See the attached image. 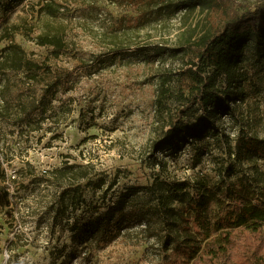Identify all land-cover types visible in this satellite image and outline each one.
Instances as JSON below:
<instances>
[{
    "label": "rangeland",
    "instance_id": "obj_1",
    "mask_svg": "<svg viewBox=\"0 0 264 264\" xmlns=\"http://www.w3.org/2000/svg\"><path fill=\"white\" fill-rule=\"evenodd\" d=\"M234 1L240 9L258 2ZM46 2L63 6L62 15L50 19L67 28L70 46L61 54L36 42L46 25L47 17H38ZM136 14L126 0H25L6 17L0 15V26L18 25L15 38L28 56L46 62L63 81L45 120L21 114L19 124L0 121V159L6 160L2 165L6 180L0 172V264L168 261L171 250L152 235L153 229L143 228L146 221H136L131 213L144 209L155 229L161 216L151 215L147 199L125 195L130 186L152 184L157 177L185 180L214 173L210 157L197 163L191 146L169 151L156 144L162 133L154 107L158 73L175 71L182 63L155 58L152 49L155 44H178L200 14H181L160 23L138 22L132 18ZM241 70L249 94L245 110L257 117L247 119L246 127L264 136V58L247 50ZM222 121L228 132H234L229 117ZM259 162L264 169V157ZM78 185L73 204L51 230L50 215L65 210L57 197L59 188ZM5 191L10 193V205L3 198ZM121 211L125 216L120 221ZM98 214L114 229L102 247L88 231L90 218Z\"/></svg>",
    "mask_w": 264,
    "mask_h": 264
},
{
    "label": "trees",
    "instance_id": "obj_2",
    "mask_svg": "<svg viewBox=\"0 0 264 264\" xmlns=\"http://www.w3.org/2000/svg\"><path fill=\"white\" fill-rule=\"evenodd\" d=\"M126 1L136 11L132 18L138 22L160 23L181 14H200L199 22L188 28L178 44H155L152 49L155 58L170 57L182 63L175 71L158 73L154 107L162 133L156 144L169 151L189 145L197 163L207 156L215 163L213 174L185 180L157 177L152 184L130 186L125 197L147 199L151 215L161 216V221L159 228H153L144 209L131 217L146 221L145 230L157 231L159 235H152L171 250L166 264H264V169L259 162L264 157V136L246 127L247 119L257 117L245 110L249 94L241 70L247 50L264 58V0L245 9L237 7L234 0ZM24 2L0 0V15L6 17ZM62 7L52 2L40 7L38 17L44 14L47 19L36 35L37 44L59 54L70 46L67 28L65 23L50 19H58ZM7 24L0 26V44L7 41L0 48V121L19 124L21 114L45 120L63 81L52 74L46 62L28 56L15 38L13 30L18 25ZM223 116L229 117L234 132L227 131ZM4 162L0 159V172L6 180ZM79 188H59L57 197L65 210L50 215L51 230L65 217ZM3 198L10 205V193L5 191ZM106 210L110 213L109 205ZM124 216L121 211L119 220ZM98 217L90 218L88 231L102 247L114 229Z\"/></svg>",
    "mask_w": 264,
    "mask_h": 264
}]
</instances>
